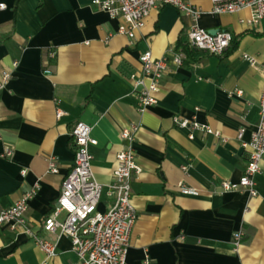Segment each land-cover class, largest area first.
<instances>
[{
	"label": "crops",
	"instance_id": "crops-1",
	"mask_svg": "<svg viewBox=\"0 0 264 264\" xmlns=\"http://www.w3.org/2000/svg\"><path fill=\"white\" fill-rule=\"evenodd\" d=\"M0 1L7 5L0 12V80L12 72L0 90V211L39 183L27 226L56 240L43 224L74 164L71 129L80 121L92 126L98 141L90 149L92 172L105 190L98 210L107 211L116 156L128 146L121 132L137 125L132 146L142 171L132 181L138 219L127 264H264V158L255 177L258 196L221 188L223 181L239 182L247 167L237 132L245 128L249 141L255 130L263 73L243 56L264 63V20L250 26L248 11L214 15L211 0H186L204 11L201 28L228 31L237 42L217 57L186 49L193 22L173 7L154 9L130 39L120 33L125 20L98 11L92 0ZM179 50L185 64L169 66L157 103L140 112L131 77L141 74V55L161 58ZM176 117L196 118L222 137L196 134L191 140L174 124ZM6 147L13 150L10 159L3 158ZM50 156L58 159L57 173H48ZM236 232L243 233L238 248ZM76 261L66 236L48 260L28 235L0 228V264Z\"/></svg>",
	"mask_w": 264,
	"mask_h": 264
},
{
	"label": "built area",
	"instance_id": "built-area-1",
	"mask_svg": "<svg viewBox=\"0 0 264 264\" xmlns=\"http://www.w3.org/2000/svg\"><path fill=\"white\" fill-rule=\"evenodd\" d=\"M211 1V13L214 15L248 11L250 18L247 23L250 26H258L264 20V0ZM91 6L107 13L111 18L124 19L126 26L120 28V33L126 34L130 39L144 28L146 19L154 9L169 6L192 20L187 43L191 48L222 57L233 41V36L228 31H219L214 35L211 31L201 28L198 21L204 11L186 0H92ZM6 9L7 5L0 1V12ZM49 57L54 59L56 54L52 52ZM243 57L251 66L259 68L263 73V86L258 103V123L251 132L249 141L244 140L246 129L238 130L237 140L246 150L247 167L239 182L223 181L221 188L223 192H246L251 197H256L258 192L255 177L261 170V162L264 158V63H259L255 57L248 55ZM185 61L186 55L181 50L161 58H155L151 51L141 55V74L131 77L137 86L134 95L140 112H145L157 103L156 94L160 91L169 66L182 67ZM17 67L18 64L14 63L13 69ZM44 74L50 75L51 71L45 70ZM11 78V71L3 72L0 90L7 86ZM237 93L242 95L241 91ZM57 115L61 116L62 112L58 111ZM174 124L188 130L191 140L196 134L222 137L220 132L200 123L196 118L176 117ZM138 130L137 125H130L121 132V139L128 146L116 156L114 180L106 189V195L112 201L107 211L98 210L105 190L94 179L92 172L93 155L90 149L97 146L98 141L92 136V126L80 121L71 129L75 148L74 164L64 178L60 195L43 224V231L54 235L56 240L46 239L27 226L26 215L29 203L40 191L39 183L26 191L12 207L0 211V228L28 235L48 260L56 255L58 240L66 236L70 238L72 250L77 257V261L73 264H127L130 239L138 219V213L131 203L132 181L133 177L140 175L142 171L132 146ZM223 142L226 140L224 139ZM12 156L13 150L6 147L3 158L10 159ZM57 164L58 159L50 156L48 173H57ZM190 165L191 163L182 169L187 172ZM26 173L24 170L22 177H25ZM180 186L184 187L183 184ZM242 237V232L234 233L233 241L236 248L240 246Z\"/></svg>",
	"mask_w": 264,
	"mask_h": 264
},
{
	"label": "trees",
	"instance_id": "trees-1",
	"mask_svg": "<svg viewBox=\"0 0 264 264\" xmlns=\"http://www.w3.org/2000/svg\"><path fill=\"white\" fill-rule=\"evenodd\" d=\"M234 42V47L236 46V44H237V42L234 40V38H233V41H232V43ZM187 46V50L188 51H190V53H193V52H195V51H197V50H195V49H193V48H191L189 45H186Z\"/></svg>",
	"mask_w": 264,
	"mask_h": 264
},
{
	"label": "water",
	"instance_id": "water-1",
	"mask_svg": "<svg viewBox=\"0 0 264 264\" xmlns=\"http://www.w3.org/2000/svg\"><path fill=\"white\" fill-rule=\"evenodd\" d=\"M217 32H218V30H216V31H213V32H212V34H214V35H215Z\"/></svg>",
	"mask_w": 264,
	"mask_h": 264
}]
</instances>
